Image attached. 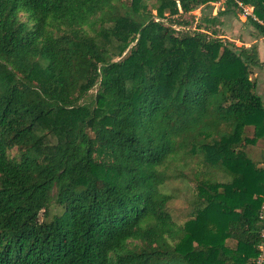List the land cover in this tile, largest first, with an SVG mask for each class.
Instances as JSON below:
<instances>
[{
  "label": "trees",
  "instance_id": "1",
  "mask_svg": "<svg viewBox=\"0 0 264 264\" xmlns=\"http://www.w3.org/2000/svg\"><path fill=\"white\" fill-rule=\"evenodd\" d=\"M215 1L0 0V264H255L262 64L185 29Z\"/></svg>",
  "mask_w": 264,
  "mask_h": 264
},
{
  "label": "rangeland",
  "instance_id": "2",
  "mask_svg": "<svg viewBox=\"0 0 264 264\" xmlns=\"http://www.w3.org/2000/svg\"><path fill=\"white\" fill-rule=\"evenodd\" d=\"M224 1L225 0H218L215 2H210L209 5H207V6H204L201 8H196L195 10H192L188 14L183 15V17L186 20L190 21L189 25L185 29L191 30L194 28L195 24H200L201 21L199 19L202 16L210 17V16L215 15L218 23L213 25V26H210V27L214 30H217V32L221 38H224L225 40H228V41H232L236 46H240V45L249 46V44L245 45L246 39L244 40L241 37L242 35L244 37L246 36V34L249 35L245 29L244 30L242 29L243 30L242 32L237 30L234 33V31H232L233 20L235 19L234 18L235 16L232 13L226 12L225 14H221L218 16L217 13L226 7L222 3ZM233 12L237 13V10L235 9V7L233 8ZM152 13H154V12L152 11ZM173 27L176 30L183 28V27H179V26H175V25ZM251 28L254 29L253 27H251ZM239 34H241V35H239ZM225 37H228V38H225ZM247 43H249V42H247ZM259 79L260 78H258L256 81L255 91L262 99H264V92L262 89L263 85H264V80H261V87H260L259 86ZM93 92H94V89L89 90L87 93V96L88 97L92 96ZM245 134L250 135V129L249 128L245 130ZM246 152L251 159L258 162L261 154L263 153V155H264V147H263L262 140H258L254 145L246 148ZM170 184H169V187L170 186H174L176 188L183 187V184H181V181H177V180L172 181ZM191 184L192 183H189L190 186H191ZM191 196L192 195L190 192L180 188L179 191H177V193L175 194L174 198L168 204V207H167L168 211L170 212L172 218L175 221H177L178 223H181L182 221H184L187 218V214L190 210L189 199L191 198ZM261 247L262 246L259 247L260 250H261Z\"/></svg>",
  "mask_w": 264,
  "mask_h": 264
},
{
  "label": "crops",
  "instance_id": "3",
  "mask_svg": "<svg viewBox=\"0 0 264 264\" xmlns=\"http://www.w3.org/2000/svg\"><path fill=\"white\" fill-rule=\"evenodd\" d=\"M222 3L226 7L217 13L218 16L221 14H225L226 12L232 13L235 16L234 17L235 19L233 20L232 31H234V33L237 30L242 32L245 29L249 34V35L246 34L245 37L243 35L241 36L244 40L246 39L245 45L249 44V45H254L256 47L258 61L262 65L255 68L254 73H253V77L255 78V82L257 81L258 78H260L259 79V86L261 87V80H264V33L258 31V29L252 25V21L250 19L244 18L243 16H241L239 9L236 6H234V7L237 10V13L233 12L234 7H232L230 5L227 6L225 1ZM244 5L246 7H249L253 13V8L250 5H247V4H244ZM251 27H253L254 29H252ZM239 35H241V34H239ZM225 38H228V37H225ZM247 42H249V43H247ZM262 89L264 92V85H263ZM260 246H262L261 250H260L261 251L260 257H261L262 263L264 264V242H262Z\"/></svg>",
  "mask_w": 264,
  "mask_h": 264
},
{
  "label": "built area",
  "instance_id": "4",
  "mask_svg": "<svg viewBox=\"0 0 264 264\" xmlns=\"http://www.w3.org/2000/svg\"><path fill=\"white\" fill-rule=\"evenodd\" d=\"M236 7L239 9L240 15L244 18L250 19L252 22H255L258 24L261 28L264 29V20H261L257 18L251 11L249 7H246L244 4H242L238 0H234ZM262 203L260 205L259 211H258V219L262 225V228L260 230V235L262 237V242H264V193L262 194ZM255 264H262L260 255L257 256L255 260Z\"/></svg>",
  "mask_w": 264,
  "mask_h": 264
}]
</instances>
